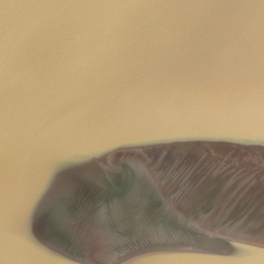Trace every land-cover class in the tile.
Wrapping results in <instances>:
<instances>
[{
  "label": "water",
  "instance_id": "1",
  "mask_svg": "<svg viewBox=\"0 0 264 264\" xmlns=\"http://www.w3.org/2000/svg\"><path fill=\"white\" fill-rule=\"evenodd\" d=\"M164 168L230 215L188 210ZM244 176L264 0H0V264H264Z\"/></svg>",
  "mask_w": 264,
  "mask_h": 264
},
{
  "label": "bare ground",
  "instance_id": "2",
  "mask_svg": "<svg viewBox=\"0 0 264 264\" xmlns=\"http://www.w3.org/2000/svg\"><path fill=\"white\" fill-rule=\"evenodd\" d=\"M204 169H194L191 170L194 173L203 174L206 171H203ZM211 172H207L206 175L211 176ZM161 179L164 184H168L167 187L170 189L173 194L176 196H179V199L188 210L190 211H196L198 213V209L201 207L202 212H208L209 218L211 222L215 224H222L225 219L230 215V206L231 204L222 203L220 204L219 201L210 203L209 200V194H210V185H204L202 182L198 183L196 186L191 187L192 185H188L187 181L185 184H183V180L185 178L178 177L176 178L177 171H171L169 169H162L160 172ZM247 178H241L234 180L235 184L238 187H242L239 191V195L242 194V196H249V197H255L257 195H264V179L262 177H256L254 179L249 178V176H244ZM174 180H176L174 182ZM228 180V178H225V181ZM237 190V188H236ZM235 190V191H236ZM247 202V201H246ZM238 203V201L235 203L237 206H242L243 204ZM224 206L220 210H217L215 207L216 205ZM204 205V206H203ZM212 211H211V210ZM217 210V211H216ZM209 221V222H210Z\"/></svg>",
  "mask_w": 264,
  "mask_h": 264
}]
</instances>
